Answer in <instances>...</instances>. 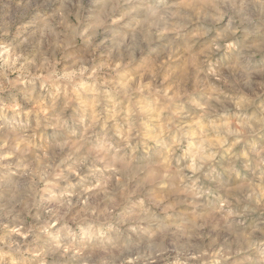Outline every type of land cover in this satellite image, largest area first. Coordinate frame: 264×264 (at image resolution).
I'll return each instance as SVG.
<instances>
[{"label": "rangeland", "instance_id": "obj_1", "mask_svg": "<svg viewBox=\"0 0 264 264\" xmlns=\"http://www.w3.org/2000/svg\"><path fill=\"white\" fill-rule=\"evenodd\" d=\"M0 264H264V0H0Z\"/></svg>", "mask_w": 264, "mask_h": 264}]
</instances>
